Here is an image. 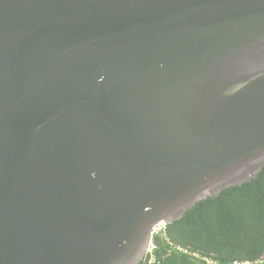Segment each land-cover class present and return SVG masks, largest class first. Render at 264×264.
<instances>
[{
	"label": "water",
	"instance_id": "water-1",
	"mask_svg": "<svg viewBox=\"0 0 264 264\" xmlns=\"http://www.w3.org/2000/svg\"><path fill=\"white\" fill-rule=\"evenodd\" d=\"M263 168L264 0H0V264H141Z\"/></svg>",
	"mask_w": 264,
	"mask_h": 264
},
{
	"label": "trees",
	"instance_id": "trees-1",
	"mask_svg": "<svg viewBox=\"0 0 264 264\" xmlns=\"http://www.w3.org/2000/svg\"><path fill=\"white\" fill-rule=\"evenodd\" d=\"M154 243L160 264H206L203 256L220 264H264V168L242 186L198 202L181 220L168 225Z\"/></svg>",
	"mask_w": 264,
	"mask_h": 264
},
{
	"label": "built area",
	"instance_id": "built-area-1",
	"mask_svg": "<svg viewBox=\"0 0 264 264\" xmlns=\"http://www.w3.org/2000/svg\"><path fill=\"white\" fill-rule=\"evenodd\" d=\"M168 225L164 222H159L158 224H156L152 230L153 232H151V242L149 245V248L147 250V253L144 257L143 262L145 264H160L154 254V249H155V243L154 240L161 236L164 235L167 231ZM177 249L179 251H182L184 253L187 254H192L193 256L199 257V255L197 253H193L191 251H189L188 249L182 248V247H177ZM202 260L206 263V264H220L217 260L211 258V257H207V256H203ZM231 264H254L253 262H249V261H234Z\"/></svg>",
	"mask_w": 264,
	"mask_h": 264
},
{
	"label": "flooded vegetation",
	"instance_id": "flooded-vegetation-1",
	"mask_svg": "<svg viewBox=\"0 0 264 264\" xmlns=\"http://www.w3.org/2000/svg\"><path fill=\"white\" fill-rule=\"evenodd\" d=\"M142 264H145L144 262H142Z\"/></svg>",
	"mask_w": 264,
	"mask_h": 264
}]
</instances>
